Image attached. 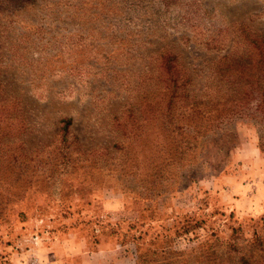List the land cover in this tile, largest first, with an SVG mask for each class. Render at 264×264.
Wrapping results in <instances>:
<instances>
[{
  "label": "rangeland",
  "instance_id": "374dc122",
  "mask_svg": "<svg viewBox=\"0 0 264 264\" xmlns=\"http://www.w3.org/2000/svg\"><path fill=\"white\" fill-rule=\"evenodd\" d=\"M246 29L264 32V0H0V102L28 123L0 133V264H264L258 119L190 149L143 130L151 71L175 56L213 93Z\"/></svg>",
  "mask_w": 264,
  "mask_h": 264
},
{
  "label": "trees",
  "instance_id": "16d2710c",
  "mask_svg": "<svg viewBox=\"0 0 264 264\" xmlns=\"http://www.w3.org/2000/svg\"><path fill=\"white\" fill-rule=\"evenodd\" d=\"M244 38L246 49L243 56L235 58L228 53L222 57L216 73L226 81L221 79L222 84L217 85L213 93L205 86L204 95H198L192 76L175 56L164 60L160 69L151 71L149 89L143 98L149 103L143 130L155 128L162 142H171L184 149L198 147L203 141L197 137H207L226 118L253 117L261 123L264 133V32L253 33L246 29ZM220 99L224 102L219 103ZM23 115L18 98L1 101L0 133L14 135L25 130L28 123ZM222 116L223 120H219ZM112 121L114 129L128 134V140L132 130L129 116H116ZM71 125V119H63L59 132L65 135ZM234 247L229 249L235 251ZM251 259L245 252L237 259L225 251L218 257L219 261L210 260L212 264H255Z\"/></svg>",
  "mask_w": 264,
  "mask_h": 264
},
{
  "label": "built area",
  "instance_id": "2783aa9c",
  "mask_svg": "<svg viewBox=\"0 0 264 264\" xmlns=\"http://www.w3.org/2000/svg\"><path fill=\"white\" fill-rule=\"evenodd\" d=\"M50 264V263H49Z\"/></svg>",
  "mask_w": 264,
  "mask_h": 264
}]
</instances>
